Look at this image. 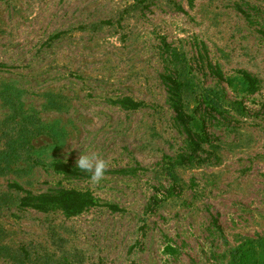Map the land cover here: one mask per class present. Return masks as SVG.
Here are the masks:
<instances>
[{"label":"rangeland","instance_id":"obj_1","mask_svg":"<svg viewBox=\"0 0 264 264\" xmlns=\"http://www.w3.org/2000/svg\"><path fill=\"white\" fill-rule=\"evenodd\" d=\"M162 41L256 80L218 87L231 109L207 128L216 163L171 166L184 143ZM90 152L109 163L98 187L52 169ZM13 185L95 205L21 209ZM0 264H264V0H0Z\"/></svg>","mask_w":264,"mask_h":264},{"label":"trees","instance_id":"obj_2","mask_svg":"<svg viewBox=\"0 0 264 264\" xmlns=\"http://www.w3.org/2000/svg\"><path fill=\"white\" fill-rule=\"evenodd\" d=\"M237 9L241 15L247 17L244 11ZM161 50L164 59L163 72L159 75V79L164 87L173 122L183 135L184 143L183 150L174 156L171 166L216 163L217 156L208 150L215 146L207 128L216 125L211 122L214 119L213 115L224 118L231 109L225 101V89L218 87L224 85L234 94H252L256 90V80L243 70H238L232 77L223 76L220 70L208 61L206 50L201 45L189 58L163 41ZM198 75L208 76L215 87H197L194 78ZM186 96L192 104L190 108ZM117 103L129 110H135L140 106L138 102L128 98H123ZM52 169L71 177L80 176L82 173L79 169L69 168L60 162L53 163ZM11 187L22 192L18 200L19 208L31 209L39 213L57 210L64 217L69 218L95 205L94 199L88 192L59 188L31 194L20 190L16 185ZM216 228L218 229V226Z\"/></svg>","mask_w":264,"mask_h":264},{"label":"clouds","instance_id":"obj_3","mask_svg":"<svg viewBox=\"0 0 264 264\" xmlns=\"http://www.w3.org/2000/svg\"><path fill=\"white\" fill-rule=\"evenodd\" d=\"M75 164L80 171L89 175V183L92 187L99 186L109 167L108 161L95 152L80 154Z\"/></svg>","mask_w":264,"mask_h":264}]
</instances>
